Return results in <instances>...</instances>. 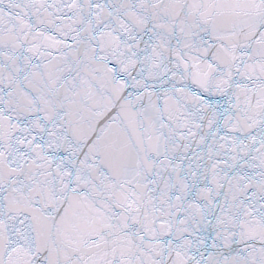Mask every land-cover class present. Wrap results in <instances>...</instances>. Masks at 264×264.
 <instances>
[{
    "label": "snow or ice",
    "instance_id": "snow-or-ice-1",
    "mask_svg": "<svg viewBox=\"0 0 264 264\" xmlns=\"http://www.w3.org/2000/svg\"><path fill=\"white\" fill-rule=\"evenodd\" d=\"M0 264H264V0H0Z\"/></svg>",
    "mask_w": 264,
    "mask_h": 264
}]
</instances>
